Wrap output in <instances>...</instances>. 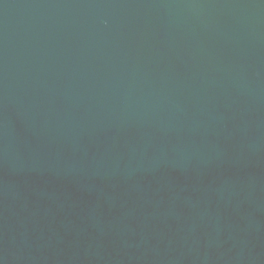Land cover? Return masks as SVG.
I'll use <instances>...</instances> for the list:
<instances>
[{
    "label": "water",
    "instance_id": "95a60500",
    "mask_svg": "<svg viewBox=\"0 0 264 264\" xmlns=\"http://www.w3.org/2000/svg\"><path fill=\"white\" fill-rule=\"evenodd\" d=\"M0 264H264V0H0Z\"/></svg>",
    "mask_w": 264,
    "mask_h": 264
}]
</instances>
